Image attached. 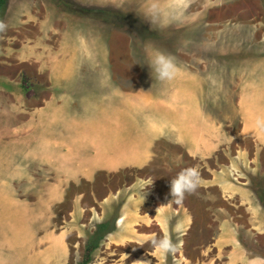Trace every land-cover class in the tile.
Returning <instances> with one entry per match:
<instances>
[{
    "label": "crops",
    "instance_id": "crops-1",
    "mask_svg": "<svg viewBox=\"0 0 264 264\" xmlns=\"http://www.w3.org/2000/svg\"><path fill=\"white\" fill-rule=\"evenodd\" d=\"M129 1L71 0L77 15L46 0L3 10L0 264H74L90 242V264H264L260 24L236 28L252 45L214 38L209 54L115 52L116 39L84 14ZM158 53L175 59V80L152 74ZM209 92L237 94L224 99L237 110L236 136L221 130L236 118L209 112ZM182 156L202 184L177 204L170 182ZM164 234L175 253L152 249Z\"/></svg>",
    "mask_w": 264,
    "mask_h": 264
},
{
    "label": "rangeland",
    "instance_id": "rangeland-1",
    "mask_svg": "<svg viewBox=\"0 0 264 264\" xmlns=\"http://www.w3.org/2000/svg\"><path fill=\"white\" fill-rule=\"evenodd\" d=\"M46 1L57 2L59 11L70 9L72 12L70 14H79L75 10L77 7H72L73 3L70 6L67 4L71 0ZM161 1L130 0L126 7L121 8L115 5L84 15L98 21L101 27L99 28L100 34L104 39H109V41L116 39L115 52L131 51L134 54H140L142 52L178 53L181 51L185 53L191 51L209 54V40L218 38L220 41L230 36H239L244 42L246 41V45L250 46L252 41H249L248 38L252 36L251 31L241 30L239 33H235L236 28L244 26L250 29L257 24H260V32L264 38V0H183V2L179 0L176 4L168 3L169 0H165L164 3ZM8 2L9 0L7 4ZM120 42H123L124 45ZM87 48L90 47L87 46ZM79 50H81L80 47ZM234 95L237 94L209 92V104L214 107L209 109V112L213 117L226 121L237 117L236 108L224 107L227 99L235 100L232 97ZM229 116L231 117L229 118ZM221 125L222 132L230 136L239 134L242 127L237 118L232 124L223 122ZM240 146L252 148L247 143ZM169 148L173 154L181 153L177 147ZM181 160L183 161L180 165L183 168L192 167L194 163L192 159H186L183 156ZM258 174L261 176L257 181L259 180L264 187V173ZM263 190L261 189L262 192ZM83 257V253L77 254L74 264L81 262Z\"/></svg>",
    "mask_w": 264,
    "mask_h": 264
},
{
    "label": "clouds",
    "instance_id": "clouds-1",
    "mask_svg": "<svg viewBox=\"0 0 264 264\" xmlns=\"http://www.w3.org/2000/svg\"><path fill=\"white\" fill-rule=\"evenodd\" d=\"M2 27V26H0ZM152 74L161 82H171L177 78L180 68L175 59L169 55L158 53L151 58L149 63ZM178 163V161H174ZM202 184L200 171L195 167H188L181 170L170 182V195L177 204L181 203L186 195L195 194ZM143 190V186H141ZM152 249L160 254H173L177 251V244L167 235L150 240ZM151 264V261H145Z\"/></svg>",
    "mask_w": 264,
    "mask_h": 264
},
{
    "label": "trees",
    "instance_id": "trees-1",
    "mask_svg": "<svg viewBox=\"0 0 264 264\" xmlns=\"http://www.w3.org/2000/svg\"><path fill=\"white\" fill-rule=\"evenodd\" d=\"M8 0H0V17L2 16V12L4 8L6 7ZM97 249V243L96 242H90L86 245L84 257L81 262L78 264H90L93 260V255L95 250Z\"/></svg>",
    "mask_w": 264,
    "mask_h": 264
}]
</instances>
